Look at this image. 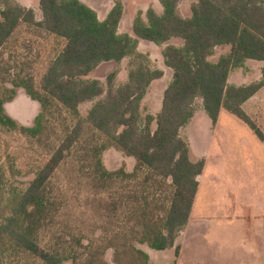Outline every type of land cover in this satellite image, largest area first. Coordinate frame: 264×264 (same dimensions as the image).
<instances>
[{
  "label": "trees",
  "instance_id": "trees-1",
  "mask_svg": "<svg viewBox=\"0 0 264 264\" xmlns=\"http://www.w3.org/2000/svg\"><path fill=\"white\" fill-rule=\"evenodd\" d=\"M181 1L159 0L161 12L150 7L145 18L138 12L129 35L118 32L124 16L119 0L103 20L81 0H39L41 21L17 0H0V47L22 23L64 42L37 90L18 80L12 83L10 95L0 98V127L35 139L46 129L47 117L56 112L64 114V125L67 120L72 123L64 126L63 139L27 186H10L0 173V264H28V260L63 264L79 259L84 264H108L103 260L107 250L113 252L112 264H152L138 246L155 251L172 248L188 222L196 179L204 167L203 160L191 161L189 143L180 136L199 110L197 101L213 124L226 111L247 125L264 145V133L242 108L264 87V0H197L188 18L179 14ZM171 39L182 45L162 47ZM140 41L162 47L163 64L172 72L156 116H143L141 104L151 83L164 73L152 68L149 57L138 50ZM217 47L229 51L213 62ZM124 59L131 62L124 84L115 87L116 73L107 76L106 88L99 80L87 79L102 63L119 64ZM247 60L263 63L260 80L230 85L232 71ZM18 89L39 104L32 126L19 124L5 110ZM85 103L93 105L83 117L79 107ZM85 129L92 137L83 149L77 145ZM78 149L84 151L89 174L110 193L118 181L126 185L123 194L112 193L105 202L106 215L121 223V231L106 232L101 241L105 248H85L81 256L66 239L55 245H43L40 240L62 207L51 179ZM111 149L136 162L131 173L124 165L116 171L105 169L101 155ZM137 180L141 183L130 189V182ZM158 193L166 194L165 199ZM76 243L82 248L80 241Z\"/></svg>",
  "mask_w": 264,
  "mask_h": 264
},
{
  "label": "rangeland",
  "instance_id": "rangeland-1",
  "mask_svg": "<svg viewBox=\"0 0 264 264\" xmlns=\"http://www.w3.org/2000/svg\"><path fill=\"white\" fill-rule=\"evenodd\" d=\"M81 1L94 9L98 18L103 20L117 0ZM119 1L124 6V17L118 28V32L121 34L132 33V21L138 12H141L144 18L147 9L150 7L157 12H161L159 0ZM196 1H181L178 7L179 14L183 18L190 17L191 5ZM17 2L26 8L32 9L35 13L36 21L42 20L39 0H17ZM63 45L64 42L61 39L49 35L40 28L24 23L20 24L9 41L0 47V98L9 96L12 83L18 82V80H23L28 86L37 90L41 77L45 73L49 63L60 53ZM169 45L180 47L182 41L171 39L162 47ZM162 47L160 48L146 41H140L138 44L140 52L149 57L151 67L162 70L164 73L161 79L153 81L148 88L147 94L141 104L143 116H156L159 113L163 91L171 80L172 72L163 64L161 56ZM228 51V47H217L211 60L215 62L220 55L226 54ZM130 64V59H124L119 64L113 62L102 63L87 79L99 80L105 86L107 76L111 73H116L114 81L116 87L127 81ZM262 67L263 63L261 62L247 60L241 68L232 71L228 83L230 85L243 86L259 81ZM200 104L201 102L197 101L198 112L201 111ZM92 105L93 103L81 105L79 107L80 114L85 117ZM7 106L8 104H5V110L12 116H30L26 120L27 123L17 121L23 126H32L35 118H32L33 115L36 116L40 111L39 104L37 107L34 106V102L23 89L16 91L14 100L10 106ZM244 110L256 122L260 130L264 132V87L245 103ZM222 113L223 117L221 118L220 125L226 131L232 133L235 141L248 137L250 145L264 148L253 133L250 137L248 133L250 129L243 122L227 112ZM200 114L201 116L196 119L191 129L189 128L190 130L186 128L181 131L180 135L182 138L187 139L189 134L195 143L196 140L199 141L198 136L200 132L208 131V119L204 112ZM63 118L64 114L57 112L53 116H48L47 123L45 124L46 129L41 136L35 139L29 138L17 130L0 127V173L5 174V177H3L4 183L19 189L27 186L34 178L36 171L63 139L65 134L64 126L72 125L70 120H67L64 125L62 122ZM152 128L154 129L155 125ZM91 137V134L85 129L81 143L77 146L83 149L84 147L86 148ZM251 138L255 144L251 142ZM194 149L195 147L193 146ZM259 150L261 151V149ZM83 156L84 151L80 149L76 150V153L72 152L71 156H68L52 177L51 187L59 195L58 200L61 202L62 207L58 209L54 221L44 228L40 239L43 245L47 242H51L50 244L53 245L56 243L62 244L63 239H66L69 241V245L73 248L74 252H77L79 256L84 254L85 248L93 247V249L99 250L105 248V245H102L101 241L105 238L106 232L121 231V223H118L115 219L114 221L110 220L109 215H106L105 202L112 193L116 192L117 196L123 194L124 187H126L125 184H121L118 181L117 184L112 186L110 193L109 189L103 187L100 181L97 182L90 175L89 164L84 160ZM101 158L103 166L108 171H116L124 165L125 171L131 173L136 164L133 159L127 158L113 149L104 152ZM141 178L142 176L139 175V179ZM131 182L130 189H133L136 184L141 183L138 180ZM165 197L166 194H160L159 198L163 200ZM161 199L160 201H162ZM60 238L62 242L59 243ZM76 241L81 242L82 248H80ZM138 247L144 248L145 246ZM112 254V250H107L103 260L108 264H112ZM26 263L27 261H23V263L20 262L19 264ZM31 263L28 260V264ZM63 264H84V260L79 259L77 263L68 261Z\"/></svg>",
  "mask_w": 264,
  "mask_h": 264
},
{
  "label": "crops",
  "instance_id": "crops-1",
  "mask_svg": "<svg viewBox=\"0 0 264 264\" xmlns=\"http://www.w3.org/2000/svg\"><path fill=\"white\" fill-rule=\"evenodd\" d=\"M197 112L182 130L191 129L203 111ZM222 112L215 124L206 116L208 131L199 133V141L187 136L191 161L203 160L204 167L188 222L174 246L140 248L152 264H264V148L250 145L248 137L235 141L220 125ZM10 116L22 123L30 117Z\"/></svg>",
  "mask_w": 264,
  "mask_h": 264
}]
</instances>
